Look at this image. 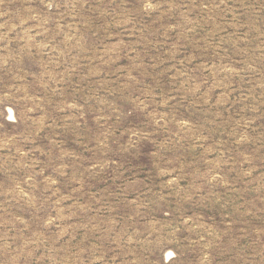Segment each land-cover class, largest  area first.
I'll return each instance as SVG.
<instances>
[{
  "label": "rangeland",
  "instance_id": "obj_1",
  "mask_svg": "<svg viewBox=\"0 0 264 264\" xmlns=\"http://www.w3.org/2000/svg\"><path fill=\"white\" fill-rule=\"evenodd\" d=\"M0 264H264V0H0Z\"/></svg>",
  "mask_w": 264,
  "mask_h": 264
}]
</instances>
